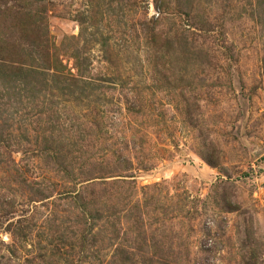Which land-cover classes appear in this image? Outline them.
<instances>
[{"label": "rangeland", "instance_id": "374dc122", "mask_svg": "<svg viewBox=\"0 0 264 264\" xmlns=\"http://www.w3.org/2000/svg\"><path fill=\"white\" fill-rule=\"evenodd\" d=\"M0 264H264V0H0Z\"/></svg>", "mask_w": 264, "mask_h": 264}]
</instances>
